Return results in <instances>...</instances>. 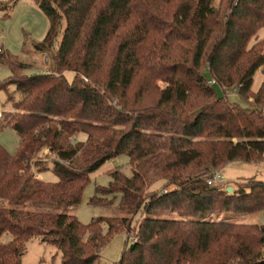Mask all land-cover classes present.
Segmentation results:
<instances>
[{
  "label": "trees",
  "instance_id": "trees-1",
  "mask_svg": "<svg viewBox=\"0 0 264 264\" xmlns=\"http://www.w3.org/2000/svg\"><path fill=\"white\" fill-rule=\"evenodd\" d=\"M34 1L49 19L36 48L60 39L51 72L24 74L26 64L0 53L11 72L0 89L14 85L19 94L7 92L6 118L19 146L10 153L0 144V198L10 204L0 205V264H21L31 237L55 245L61 264H95L121 231L132 242L113 264H264V225L206 217L216 205L264 209V179L246 178L248 191L233 194L207 183L231 161L264 159V40L249 45L264 27V0ZM229 89L249 105L231 102ZM119 154L132 173L113 170L90 202L119 193L129 216L83 224L70 212L12 206L77 205L89 174ZM150 159L147 176L136 164ZM46 170L57 180H41Z\"/></svg>",
  "mask_w": 264,
  "mask_h": 264
},
{
  "label": "rangeland",
  "instance_id": "rangeland-1",
  "mask_svg": "<svg viewBox=\"0 0 264 264\" xmlns=\"http://www.w3.org/2000/svg\"><path fill=\"white\" fill-rule=\"evenodd\" d=\"M220 1L212 0V4L218 6ZM4 3L8 4V6L6 9H0L1 52L26 64L27 67L22 70L24 74L54 71L52 54L58 46L60 34L54 38L49 48H36L37 44L43 40L48 31L49 19L47 16L34 0H15L14 4H11V0H0V6ZM63 25L64 23L62 21L59 25L60 29ZM258 39L264 40V27L259 30L257 39L252 38L250 40L249 45ZM10 74L11 72L7 62L1 60L0 57V81L7 79ZM64 75L69 82L74 78L72 71H65ZM262 80L263 75L259 68L253 75L251 91L258 90ZM214 88L218 95H223V90L218 83L214 85ZM14 89V85H9L7 91L0 89V109L4 111L3 118L0 120V144L10 153L16 152L19 146V136L11 126L6 124V118L13 110L11 103L7 101V92H11L14 98H17L19 95L16 92L14 93ZM226 94L231 102H236L241 106L249 105V100L240 97L234 89L226 90ZM155 98L153 97L152 99L154 100ZM144 103L149 104V98L145 97ZM82 136L84 137V135ZM70 140L74 141L75 138L72 137ZM232 140L235 142L236 138H232ZM47 151L45 150V153ZM136 168L147 172L148 176L154 168V160L140 161V163L138 162L136 164ZM116 169L125 175L132 173V166L129 164V158L126 154H119L106 160L100 167L89 174V181L77 205L66 206L56 202L27 201L21 205L12 206L25 211L70 212L76 215L78 220L83 224L89 223L95 216H129L119 203V193H115L114 195L98 194L101 200L97 203L90 202V198L95 194L96 186H107L111 180L110 173ZM218 169L223 175V188H232L231 191L227 192L228 194H233L238 189L248 191L249 185L246 186V178L264 179V159H257L252 162L235 160L227 163L223 169ZM40 178L46 182H54L57 180V176L51 170L41 172ZM158 185H155V187ZM0 205L9 206L10 204L5 199L0 198ZM214 207L213 212L206 213L207 218L264 225V209L252 213H234L223 212L221 208H218L219 205ZM217 211L220 212L217 213ZM158 215L170 217L176 216V213L160 210L158 211ZM131 242L132 237L128 238L124 231L115 233L102 247L100 257L95 264H113L118 261L123 251ZM61 263V253L55 245L42 242L38 237H31L25 242V251L21 257V264Z\"/></svg>",
  "mask_w": 264,
  "mask_h": 264
},
{
  "label": "built area",
  "instance_id": "built-area-1",
  "mask_svg": "<svg viewBox=\"0 0 264 264\" xmlns=\"http://www.w3.org/2000/svg\"><path fill=\"white\" fill-rule=\"evenodd\" d=\"M0 53H1V49H0ZM207 81H208V84H211V85L216 83L215 80L212 78L208 79ZM2 118H3V110L0 109V120ZM222 177L223 175L221 174V172L219 170H216L213 172L212 176L207 179V183L213 184V185H219V184L222 185L224 184V181H222Z\"/></svg>",
  "mask_w": 264,
  "mask_h": 264
},
{
  "label": "water",
  "instance_id": "water-1",
  "mask_svg": "<svg viewBox=\"0 0 264 264\" xmlns=\"http://www.w3.org/2000/svg\"><path fill=\"white\" fill-rule=\"evenodd\" d=\"M227 192H229V191H231L232 190V188L231 187H227Z\"/></svg>",
  "mask_w": 264,
  "mask_h": 264
},
{
  "label": "crops",
  "instance_id": "crops-1",
  "mask_svg": "<svg viewBox=\"0 0 264 264\" xmlns=\"http://www.w3.org/2000/svg\"><path fill=\"white\" fill-rule=\"evenodd\" d=\"M215 85V84H214ZM4 112V111H3Z\"/></svg>",
  "mask_w": 264,
  "mask_h": 264
}]
</instances>
